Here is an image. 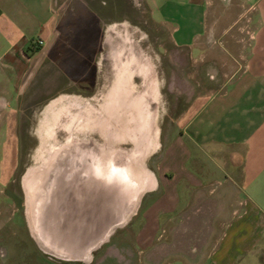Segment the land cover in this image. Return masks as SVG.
<instances>
[{
  "label": "rangeland",
  "instance_id": "1",
  "mask_svg": "<svg viewBox=\"0 0 264 264\" xmlns=\"http://www.w3.org/2000/svg\"><path fill=\"white\" fill-rule=\"evenodd\" d=\"M95 3L101 7L100 16L96 9L93 13L92 0L58 2L55 23L65 32L62 39L92 45L93 35L95 43L100 42V52L95 48L92 65L97 80L69 79L57 61L50 65L49 80L38 77V88L33 93L38 104L21 114V160L14 181L6 184L3 192L0 190V264H175L179 259L186 264H204L208 251L226 227L219 222L231 214L230 208L218 207L215 194H195L190 205L178 212L179 218L164 225L162 238L152 250L142 254L134 241L141 212L150 201L146 193L153 180L151 172L176 130L180 115L198 95L208 92V86L218 84L210 83L205 56L197 64L189 47L175 44L170 28L179 26L188 40L202 35H197L204 24L202 9L190 12L186 19L184 8L166 10L159 17L172 15L175 21L168 25L153 16V2ZM89 50L92 51L88 48L85 52L89 54ZM146 68L158 88L154 98L144 88L146 79L141 71L144 73ZM49 87L54 94L52 111L41 113L40 102ZM129 87H133V94L147 93L144 100H139L142 105L146 103V112L148 109L156 114L155 131L146 140L141 137L143 129L138 128V119L130 117L126 122V117L138 112L130 102L133 97L119 96ZM79 149L94 152L99 173L105 169L118 182L113 219L122 223L101 244L95 245L97 237L87 243L82 256L63 257L46 251L34 236L29 204L43 198L46 187L57 178L49 174L62 161L65 163L64 157ZM54 241L61 249V238ZM89 246L93 248L87 249Z\"/></svg>",
  "mask_w": 264,
  "mask_h": 264
},
{
  "label": "crops",
  "instance_id": "2",
  "mask_svg": "<svg viewBox=\"0 0 264 264\" xmlns=\"http://www.w3.org/2000/svg\"><path fill=\"white\" fill-rule=\"evenodd\" d=\"M59 1L0 0L1 192L13 183L21 160V114L38 104L33 94L38 77L49 80L50 65L57 61L69 79L97 80L92 65L100 42L96 44L93 35L92 45L62 39L65 32L55 23ZM92 1L93 13L96 9L100 16L95 2L113 0ZM146 1L153 2L157 21L168 25L175 18L159 17L166 10L184 8L186 19L202 9L204 24L197 34L202 35L188 40L182 28H170L175 44L189 47L197 64L205 56L210 83L218 84L208 86V92L180 115L151 172L146 193L150 201L139 218L136 248L142 254L152 250L164 225L179 218L178 212L195 194L205 192L208 197L215 194L218 207L230 208L231 214L219 222L226 227L204 264H264V0ZM48 89L41 113L52 111L54 94L52 87ZM175 264L186 262L179 259Z\"/></svg>",
  "mask_w": 264,
  "mask_h": 264
},
{
  "label": "bare ground",
  "instance_id": "3",
  "mask_svg": "<svg viewBox=\"0 0 264 264\" xmlns=\"http://www.w3.org/2000/svg\"><path fill=\"white\" fill-rule=\"evenodd\" d=\"M149 72L148 68H146L144 73L141 71V74H144V78L146 79L144 88L149 89V94L154 98L157 97L158 88L153 78L149 76ZM133 92V87H129L125 88L123 93H119V96L122 97H133L135 102L133 99H130V102L132 103L133 101V107L138 110V112H135L134 116L132 115L126 117V122L130 121V117L138 119V128L141 130L143 129L141 137L146 140L147 136L149 137L150 134L155 131L153 124L156 119V114L148 109V112L145 111V108L147 107L145 106L146 103L142 105L143 103L141 101L147 97V93H143L142 91L138 93V91H136V94H133ZM113 95H115V93H113ZM133 107L131 110H134ZM85 173H87L89 177L80 179L88 181L86 185H79L80 183H77L79 182L77 179L78 174H75L76 176L73 174L68 176L66 175V178H63V184L60 182L61 186L63 185L62 187H60V185L58 186L60 181L58 179L60 178L59 173L54 171L49 174L57 177L53 182H51L50 198L51 200L53 199V201L55 199H62V202H48L45 211L50 214L49 217L53 220V225H50V230H57L59 234H62L64 237L66 236V244L68 242L66 245L68 248L67 251H62L54 247L49 240L45 224H42L39 217H37L36 210L39 205L37 206L36 202L32 201L29 204L30 207L28 217L32 232L36 239L48 252L58 254L63 257L73 255L82 256L86 251L85 245L96 237V239H99L98 236L105 230L103 229L104 226L111 218H113V188L110 186L100 187L97 175L92 170H87ZM69 177L71 178L69 179ZM53 183H56L57 185L54 186ZM66 184L69 185L66 186ZM151 185L152 184H150L149 187H151ZM115 226L116 225L112 226L110 232H106L104 237L99 239V241L106 239ZM91 247L89 246L87 249Z\"/></svg>",
  "mask_w": 264,
  "mask_h": 264
},
{
  "label": "water",
  "instance_id": "4",
  "mask_svg": "<svg viewBox=\"0 0 264 264\" xmlns=\"http://www.w3.org/2000/svg\"><path fill=\"white\" fill-rule=\"evenodd\" d=\"M93 153H86L85 149H79V151H77L76 153L75 152H74V154L71 153V154L74 155V158H73V156H71V154H68L63 159V160H65L64 161L65 163H63V161L61 159V161H62L61 166H59V167H57V168L54 169L55 171H57L59 173V177H60V178H58L60 180L59 183H58V186L59 185H60V187L63 186V185L61 186V183L63 184L62 181H63V178L64 177L66 178V175L68 176V175H73V174H74V176H76L75 174H78L77 179H78L79 182H77V183H80L79 185H86V183L88 181L82 180L83 178L89 177L88 174L85 173V171L92 170L97 175V178L99 180V186L100 187L110 186V187L113 188L112 191H113L114 207H113V211L112 212H113V217H114V214H115L114 213V208H115V202H116L114 198H115V194H116L115 192H116V188H117V183L118 182L116 181L115 178H111L110 177V172L109 171L104 172L105 169L102 170V172L99 173L100 168H99V165L97 166L95 164L96 155H95V153L94 154ZM108 170H110V171L113 170L114 171V169L113 168H110V167H108ZM80 171H82V172H80ZM80 173H82V174H80ZM69 178H71V177H69ZM80 178H82V179H80ZM53 184H54V186L57 185L56 183H53ZM67 185H69V184H66V186ZM46 188H47V191L45 193L47 195L45 194L42 199L40 198L41 200L38 201V203H37V201H35L36 202V205L37 206L39 205V207L36 210L37 217H39V219H40V221H41L42 224H45V227H46V230H47V234H48L49 240L54 245V247L57 248L56 247L57 245L55 246L56 243H54L55 242L54 240L56 238H61L62 242H60L58 244V246H61V249L60 250H62V251H65L66 250L67 251L68 248H67L66 245L68 244V242L66 244V239H65L66 236L64 237L62 234H59L57 230H55V231L50 230V228H51L50 225H53V223H52L53 220L49 217L50 214L47 213V211H45V209L47 208L48 202H51V203H53V202L61 203L62 202V199H60V200L59 199H55L54 201H53V199L51 200V198L49 197L50 190H51V183ZM120 223H122V221L116 222L112 218V220L110 221V223H107L106 224V225H109L107 227V229L105 231H103L102 233H100V235L98 236L99 239H101L102 237H104V235H105L106 232H110V229L112 228V226L116 225L113 228V230H114ZM105 226H104L103 229H105ZM113 230H112V232H113ZM109 235H108V237H109ZM108 237H106V239H102L101 241H99V239H98L96 241L95 245L96 244L97 245L98 244H101L103 241L107 240ZM91 248H93V247H91Z\"/></svg>",
  "mask_w": 264,
  "mask_h": 264
},
{
  "label": "built area",
  "instance_id": "5",
  "mask_svg": "<svg viewBox=\"0 0 264 264\" xmlns=\"http://www.w3.org/2000/svg\"><path fill=\"white\" fill-rule=\"evenodd\" d=\"M37 44H38L39 46H43V45H44V41H43V40H38Z\"/></svg>",
  "mask_w": 264,
  "mask_h": 264
},
{
  "label": "flooded vegetation",
  "instance_id": "6",
  "mask_svg": "<svg viewBox=\"0 0 264 264\" xmlns=\"http://www.w3.org/2000/svg\"><path fill=\"white\" fill-rule=\"evenodd\" d=\"M70 179V178H69Z\"/></svg>",
  "mask_w": 264,
  "mask_h": 264
}]
</instances>
